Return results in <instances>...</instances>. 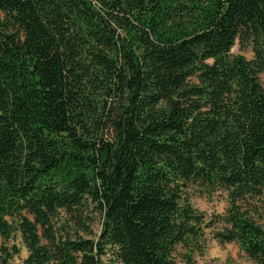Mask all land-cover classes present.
<instances>
[{"label":"trees","instance_id":"1","mask_svg":"<svg viewBox=\"0 0 264 264\" xmlns=\"http://www.w3.org/2000/svg\"><path fill=\"white\" fill-rule=\"evenodd\" d=\"M263 74L264 0H0V264H177L190 183L264 264Z\"/></svg>","mask_w":264,"mask_h":264},{"label":"rangeland","instance_id":"2","mask_svg":"<svg viewBox=\"0 0 264 264\" xmlns=\"http://www.w3.org/2000/svg\"><path fill=\"white\" fill-rule=\"evenodd\" d=\"M231 52L243 54L249 59L254 56L252 46H242L240 41L236 42ZM262 77L264 80V74ZM185 192L195 210L204 214L206 225L202 226L204 232L202 237L198 241H194L191 247H186L183 244L177 246L174 252L177 264H260L249 257L241 249L239 243H221L214 237L216 230L224 226V223L220 221V215L225 214L230 206L228 191L223 188L211 189L202 183H190ZM245 205V208H248L257 221L264 226V194ZM95 214L93 236L99 235L102 226L100 214L98 212ZM2 242L3 238L0 236V245ZM13 242L20 249L19 253L13 257V264H25L28 250L22 242L21 235L17 234L10 243ZM107 258L108 256L103 259L107 260Z\"/></svg>","mask_w":264,"mask_h":264}]
</instances>
